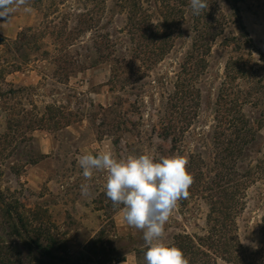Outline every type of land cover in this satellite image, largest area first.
Instances as JSON below:
<instances>
[{
  "label": "rangeland",
  "instance_id": "374dc122",
  "mask_svg": "<svg viewBox=\"0 0 264 264\" xmlns=\"http://www.w3.org/2000/svg\"><path fill=\"white\" fill-rule=\"evenodd\" d=\"M98 1L29 0L31 13L21 9L10 23L0 18V91H20L8 100L7 108L15 115L23 108L33 119L46 115V108L59 110L57 114L64 117L59 128L32 132L33 141L29 142L16 137L14 130L5 137L9 132L0 109L1 202L26 212L25 217L41 224L42 246L45 240L54 238L52 251L58 248L53 254L59 259L50 260L35 253L33 256L40 264H145L144 255H137L146 249L143 232L129 227L123 219V206L114 207L107 198L106 173L94 171L89 182L91 195H81L80 185L85 179L77 158L87 152L107 150L118 159L141 154L155 158L180 154L188 158L194 184L200 186L204 168L209 170L215 161L212 137L222 119L237 124L225 132L226 136L237 129L251 130L246 140L242 134H235L240 139L239 167L258 163L262 168L248 185L243 209L235 218L238 240L245 248L255 250L261 242L264 216V0H207L204 13L208 17L199 21L198 29L192 21L198 15L193 14L190 1L181 0L184 7L179 6L181 20L174 31L173 47L151 58L157 66L124 91L110 89L107 65L76 73L65 81L55 77L54 68L39 53L20 65L12 41L22 29L38 27L44 16L58 22L65 14L89 10L99 17V26H109L111 31L120 29L125 16L116 9V0ZM145 2L142 0V6L151 10L154 22H162L163 4L152 0L151 7H147ZM224 20L227 25L219 36ZM207 28L209 37L211 33L217 37L204 55L194 54L186 60L188 71L182 83L188 92L191 118L182 142L173 147L157 136L161 95L176 93L185 56ZM124 35L121 38L125 39ZM90 37L86 34L83 40L88 43ZM144 59L141 57L140 61ZM189 193L187 199L179 201L165 225L167 243L176 234H204L207 204L199 191ZM5 222L0 219L3 231ZM0 237L7 240L2 231ZM9 241L16 245L22 264H28L27 250L19 240L12 237ZM9 263L13 264L11 260ZM214 264L227 263L217 258Z\"/></svg>",
  "mask_w": 264,
  "mask_h": 264
},
{
  "label": "trees",
  "instance_id": "16d2710c",
  "mask_svg": "<svg viewBox=\"0 0 264 264\" xmlns=\"http://www.w3.org/2000/svg\"><path fill=\"white\" fill-rule=\"evenodd\" d=\"M151 1L146 0L147 7H151ZM155 1L163 4L160 15L162 22L160 23L154 22L151 10L143 8L142 0H116L114 4L116 9H119L125 16L123 26L118 30L111 31L109 26H99V17L94 16L89 10L80 14H65L58 22L44 16L43 22L38 27L22 29L12 41V47L19 55L20 65L27 64L32 55L39 53L41 59L54 68L55 77L62 81L68 80L76 73L107 65L110 73V89L119 88L124 91L145 75V72H150L157 66V61L151 58L161 56L173 47L176 36L174 31L181 20L180 7L184 5L181 4V0ZM170 1L173 2L169 4ZM89 2L98 3L99 1L89 0ZM101 3L103 4L104 1ZM205 11V9L202 10L197 18H192L195 29L200 28L199 21L203 20V17H208V15L205 16ZM226 25V20H224L220 33L218 32L219 36L222 35L223 27ZM160 28L162 31H159ZM208 31L209 28L200 40H195L190 51L187 52L185 61L180 67L181 79L179 76V84L175 88L176 93L165 92L161 95L162 101L157 115V136L162 140H168L173 147L182 142L191 118L187 106L188 92L184 90L182 83V78L188 71L186 60L192 59L194 54L204 55V51H209L217 34L210 32L209 37ZM123 33L125 39L121 38ZM86 34L91 35L88 43L83 40ZM48 47L51 50H47ZM141 57L145 59L140 61ZM15 68L20 69L19 66ZM141 87L143 88V85ZM19 93V90L14 89H9L5 93L0 91V109L6 116L9 132L6 138L14 130L16 137L19 136L21 140L32 142L33 137L30 135L32 132L46 128L56 129L61 126L64 117L60 113L57 114L59 110L50 111L46 108V115L34 119L23 108L18 110L17 115L11 113V108H7L8 100L14 99ZM194 98L197 103L199 99L196 92ZM112 121L116 123V120ZM236 127V121L229 122L227 119L219 121L215 129L217 132L212 137L215 148L213 167L209 170L205 167L200 186L193 183L189 189V192L193 190V193H196V190L199 191L207 204L204 234L202 236L176 234L171 239L170 244L183 251L189 264H214L217 258L227 264H264V216L260 225L261 242L255 250L242 246L236 236L235 218L243 209L246 190L253 178H256L262 171L258 163L254 166L239 167L237 147L240 139L235 134H242V138L246 140V135L251 130L237 129L235 133L226 136L225 132L232 131ZM13 138L10 137V139ZM190 165L189 162L187 167L192 173ZM0 203L2 208L0 219L6 221L5 230L3 231L0 227V231L4 232L7 239L0 237V264H10V260L13 264H22L16 245L9 241L12 237L18 239L27 250L28 264L41 263L36 256H33L34 253L50 260L59 259L53 254L58 251V248L52 251L56 243L54 238L50 237L45 240V246H42L44 240L41 237V224L30 221L24 216V213L26 214L24 211L15 210L8 204L4 206L1 196ZM145 251L146 249H141L137 255L143 256ZM123 259L122 257V261Z\"/></svg>",
  "mask_w": 264,
  "mask_h": 264
},
{
  "label": "clouds",
  "instance_id": "9594fccd",
  "mask_svg": "<svg viewBox=\"0 0 264 264\" xmlns=\"http://www.w3.org/2000/svg\"><path fill=\"white\" fill-rule=\"evenodd\" d=\"M194 15L208 8L207 0H190ZM31 13L29 0H0V18L10 23L20 10ZM78 165L85 182L81 195H91L94 171L106 173L105 194L113 206L122 205L123 219L129 227L141 230L146 264H189L183 251L165 240V225L179 201L190 195L194 176L188 170L187 157L174 154L155 158L152 155H130L118 159L111 150L80 155ZM245 242V241H243ZM242 242V243H243Z\"/></svg>",
  "mask_w": 264,
  "mask_h": 264
}]
</instances>
